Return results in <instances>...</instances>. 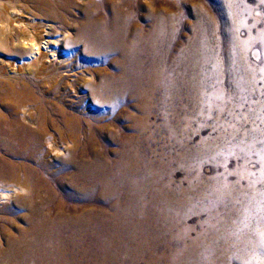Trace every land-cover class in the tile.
Masks as SVG:
<instances>
[{
	"label": "bare ground",
	"instance_id": "1",
	"mask_svg": "<svg viewBox=\"0 0 264 264\" xmlns=\"http://www.w3.org/2000/svg\"><path fill=\"white\" fill-rule=\"evenodd\" d=\"M203 7L208 5H199L196 20L186 25L206 32L214 25ZM176 9L159 0H0V264H264L263 140L233 136L223 165L238 157L242 163L218 174L216 187H202L198 162L188 188L172 195L168 184L159 188L163 218L146 238L141 235L148 226L137 220L153 171L134 154L122 151L113 163L95 155L76 164L72 181L64 183L61 171L69 164L61 171L51 164L52 157L66 159L81 145L111 140V127L123 122L130 98L146 115L159 82L173 89L178 64L167 68V59L178 39ZM218 154L213 147L209 158ZM253 157L256 173L247 164ZM121 187L128 193L126 210L119 207ZM96 189L104 200L119 198L103 220L97 211L81 212L83 199ZM79 227L90 232L82 251L65 238Z\"/></svg>",
	"mask_w": 264,
	"mask_h": 264
},
{
	"label": "rangeland",
	"instance_id": "2",
	"mask_svg": "<svg viewBox=\"0 0 264 264\" xmlns=\"http://www.w3.org/2000/svg\"><path fill=\"white\" fill-rule=\"evenodd\" d=\"M159 2L164 8L171 4L176 5L175 13L180 17L175 32V38H178L175 52L173 51L167 59L168 64L166 63L167 68L178 64L175 67L177 78L173 89L169 92L165 83L159 82L153 89L151 100L145 106L146 115L139 112L141 104L130 98L123 122H116L111 127V140L81 145L73 149L66 159H51V164L60 171L64 163L69 164L70 168L61 171L60 177L64 183L72 181L76 164L88 162L95 155L113 163L119 160V155L124 151L134 154L142 166L145 165L153 171L152 175L146 176L145 208L137 220L138 223L148 226L141 235L142 238L149 235L150 227H158L163 218L164 204L158 194L159 188L168 184L166 189L169 190V195L177 193L178 189L188 188L189 179H195L197 175L194 167L198 162L201 163L202 187L204 184L205 188L216 187L218 183L214 178L218 174L226 175L235 171L238 164L242 163V159L238 157L229 159L227 165H223L222 153L231 144L233 136L237 139L241 133H246L250 139L264 141V0ZM220 2L226 12L223 22L217 17ZM203 3L208 5L207 8L203 7L209 15L206 22L214 25L206 32L186 25L196 20L197 8ZM142 14L144 13H140ZM75 55L79 58L81 50ZM53 60L58 64L62 63L61 59ZM114 60L116 64H122L120 59ZM44 61L50 64L49 60ZM100 114L97 115L98 118L95 117L94 124H100V118L103 116ZM135 121H141L144 129L137 128ZM172 131L175 132L174 135ZM213 147L219 149V154L215 159H210ZM247 164L248 168L256 173V158L253 157ZM235 176V173L229 175L232 182L236 180ZM69 189L67 192L73 195L74 191ZM121 189L119 207L126 210L128 193L126 189ZM103 194L100 189H96L90 197H85V206L81 212L97 211L99 218L102 217L98 220L112 216L113 204L118 199L109 197L104 200ZM58 195L63 198L61 192H58ZM71 203L74 202L66 204L69 212ZM15 209L17 214L23 213L20 209ZM223 214L221 212V215L225 216ZM18 222L23 225L21 220ZM89 235L87 227H79L78 230L70 229L65 233V238L67 243L70 240L77 241L78 250L82 251L89 248Z\"/></svg>",
	"mask_w": 264,
	"mask_h": 264
}]
</instances>
